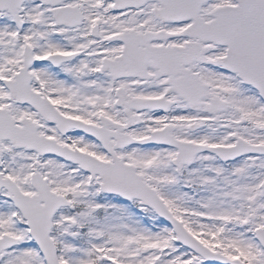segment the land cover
<instances>
[{
  "label": "snow or ice",
  "instance_id": "snow-or-ice-1",
  "mask_svg": "<svg viewBox=\"0 0 264 264\" xmlns=\"http://www.w3.org/2000/svg\"><path fill=\"white\" fill-rule=\"evenodd\" d=\"M0 264H264V0H0Z\"/></svg>",
  "mask_w": 264,
  "mask_h": 264
}]
</instances>
